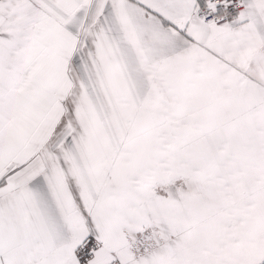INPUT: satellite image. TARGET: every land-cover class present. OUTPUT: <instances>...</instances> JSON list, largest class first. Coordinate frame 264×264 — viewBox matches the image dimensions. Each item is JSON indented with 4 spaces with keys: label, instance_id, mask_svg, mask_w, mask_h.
Wrapping results in <instances>:
<instances>
[{
    "label": "snow or ice",
    "instance_id": "1",
    "mask_svg": "<svg viewBox=\"0 0 264 264\" xmlns=\"http://www.w3.org/2000/svg\"><path fill=\"white\" fill-rule=\"evenodd\" d=\"M0 264H264V0H0Z\"/></svg>",
    "mask_w": 264,
    "mask_h": 264
}]
</instances>
